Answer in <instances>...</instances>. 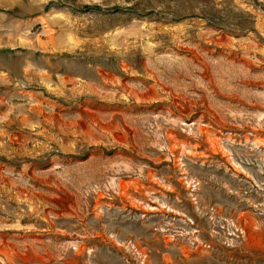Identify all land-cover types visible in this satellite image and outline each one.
I'll use <instances>...</instances> for the list:
<instances>
[{"label": "rangeland", "instance_id": "1", "mask_svg": "<svg viewBox=\"0 0 264 264\" xmlns=\"http://www.w3.org/2000/svg\"><path fill=\"white\" fill-rule=\"evenodd\" d=\"M0 264H264V0H0Z\"/></svg>", "mask_w": 264, "mask_h": 264}]
</instances>
